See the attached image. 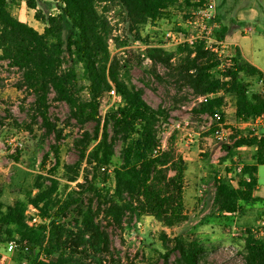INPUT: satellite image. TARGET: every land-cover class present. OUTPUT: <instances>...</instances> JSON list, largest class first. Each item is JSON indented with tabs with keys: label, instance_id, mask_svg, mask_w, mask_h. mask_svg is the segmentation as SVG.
<instances>
[{
	"label": "trees",
	"instance_id": "16d2710c",
	"mask_svg": "<svg viewBox=\"0 0 264 264\" xmlns=\"http://www.w3.org/2000/svg\"><path fill=\"white\" fill-rule=\"evenodd\" d=\"M10 2L0 0V60L20 71L19 86L34 97L31 121L38 122L46 136L54 134L50 147L56 164L64 127L51 116L52 103L68 105L65 125L74 121L83 128L74 140L78 159L64 164L71 181L82 172L77 187L68 190L66 183L61 188L53 175H39L35 192L26 190L12 203L0 200V243L15 242V264H22L24 258L28 259L25 264H111L115 259L109 226L123 228L125 221L144 215L164 228L187 220V164L176 151L174 137L166 146L161 138V125L170 117V110L151 105L143 89L132 82V49L126 55L112 53L110 42L130 44L129 36L121 39L115 33L120 23L135 39L141 38L144 25L170 18L172 8L189 17L205 0H27L35 9V18L44 24L42 31L15 15ZM53 7L58 8L56 14L51 13ZM215 20V34L226 38L232 29L230 21L222 14ZM232 49L229 55L218 56L203 42L180 44L176 61V52L160 45H148L144 53L153 66L165 65L176 83L195 94L223 90L234 99L238 121L245 122L264 114V91L250 93L244 75L264 78V72L238 47ZM138 59L139 63L143 60L139 55ZM153 72L163 79L155 68ZM113 88L121 100L102 115L101 99ZM225 99L224 94L208 97L194 112L223 114ZM88 123H93L91 130L85 128ZM231 138L220 161L231 158L234 148L248 145L256 148L255 162L243 164L236 184L213 172L211 212L217 215L235 214L243 204H264V196L257 193L256 176L257 165L264 164V136L244 135L236 129ZM47 157L45 154L43 161ZM30 205L38 210L40 221L29 222ZM159 236L164 264H199L205 254V245L195 235H170L163 229ZM244 239V264H264V238L248 232ZM172 253L176 255L173 260Z\"/></svg>",
	"mask_w": 264,
	"mask_h": 264
},
{
	"label": "rangeland",
	"instance_id": "374dc122",
	"mask_svg": "<svg viewBox=\"0 0 264 264\" xmlns=\"http://www.w3.org/2000/svg\"><path fill=\"white\" fill-rule=\"evenodd\" d=\"M26 1L11 0V10L42 31L44 24L36 20L35 12ZM214 1L215 17L222 14L230 21L232 29L226 39L239 43L248 57L264 70V0ZM170 11V18H161L144 25L140 31L141 38L135 39L124 23L118 24L115 33L121 39L129 36L131 42L127 46H119L111 40L110 48L112 53L122 55L130 54L128 51L132 49V82L143 89L144 97L151 105H163L170 110V117L161 125V138L166 146L168 140L174 137L176 151L186 161L184 196L188 218L173 228H164L155 218L147 215L137 217L131 222L125 221L123 228L109 226L113 258L116 260L111 264H164L160 256L162 242L159 236L163 229L170 235L184 233L197 236L206 247L199 264H244L242 250L245 229L264 213V204H243L242 209L235 214L217 215L211 212L215 192L213 172L232 179L236 184L235 177L243 164L255 162L256 148L248 145L234 148L231 158L222 162L220 158L226 154L224 145L233 142L231 134L236 129L244 135L260 137L264 134V125L238 121L234 99L223 90L211 93L209 98L216 94H224L226 98L221 111L230 133L224 139L217 138L214 133L217 123L213 115H197L194 112L195 106L199 104V95L189 87L176 83L165 65L158 63L153 66L144 53L148 45H160L175 51L173 61L179 55V45L166 38L165 28L172 21L176 23L181 12L178 8ZM138 55L143 58L141 63L138 62ZM227 60L225 59L226 62ZM153 68L163 79L155 76ZM20 75L16 67L9 66L6 60H0V200L4 203H12L18 196L23 197L26 190L32 189L35 192L37 188L34 185L39 175H53L60 180L61 188L67 183L68 190L77 187V182L82 181V172L76 181L69 180L64 164L74 163L78 159L74 140L81 135L83 128L74 121L65 125L69 113L68 105L65 102L52 103L50 114L64 127L59 147V164H56L50 147L55 142V136H46L40 124L31 121L34 97L19 86ZM244 79L250 84V93L264 91V79L261 82L259 77L248 75H244ZM115 102L111 95L104 96L100 104L101 114L104 115ZM29 124L31 128L28 127ZM85 128L91 130L93 123L86 124ZM10 137H15L23 145L16 146L14 142H9ZM118 152L119 145L115 161ZM45 154L48 157L43 161ZM256 176L259 187L257 193L264 196V164L257 165ZM28 220H41L38 210L31 205L28 208ZM14 255V250L7 251L6 243H0V264H15ZM175 256L172 253L171 260ZM26 261L28 259L24 258L22 264Z\"/></svg>",
	"mask_w": 264,
	"mask_h": 264
},
{
	"label": "built area",
	"instance_id": "2783aa9c",
	"mask_svg": "<svg viewBox=\"0 0 264 264\" xmlns=\"http://www.w3.org/2000/svg\"><path fill=\"white\" fill-rule=\"evenodd\" d=\"M215 1L205 0L204 6L200 9L194 10L192 16L184 17L181 13L178 21H172L165 28L166 38L173 44H189L194 45L196 43L203 42L205 48L211 52L217 53L218 56L229 55L232 51L231 43L226 38H219L215 34V29L217 27V22L215 20ZM58 12L57 7L51 9L52 14ZM228 59V58H227ZM230 59L227 60L226 64H230ZM264 78H260L263 82ZM115 101H120L121 96L113 88L110 94ZM211 94L199 95L198 99L200 101L207 100ZM216 121L215 135L219 139H224L225 135L229 134L230 131L225 126L224 115L217 111L212 116ZM246 124L264 125V114L256 116L252 121H245ZM260 136H264L261 134ZM15 137H10L9 142H14L16 146H22L21 141L16 140ZM252 233L253 235L264 238V214L260 215L256 222L249 227V231L246 228V233ZM16 248V244L13 241L7 243V251L12 252ZM25 264V263H24Z\"/></svg>",
	"mask_w": 264,
	"mask_h": 264
},
{
	"label": "crops",
	"instance_id": "0c3cea01",
	"mask_svg": "<svg viewBox=\"0 0 264 264\" xmlns=\"http://www.w3.org/2000/svg\"><path fill=\"white\" fill-rule=\"evenodd\" d=\"M31 9H33V8H31ZM33 11L35 12V9H33ZM22 20H24V19H22ZM37 20V19H36ZM37 21H39V20H37ZM228 41L231 43V47L233 48V47H238L239 49H240V51H241V53H242V55L248 60V61H250L251 63H253L254 65H256L249 57H248V55L246 54V51L244 50V48L239 44V43H237V42H232V41H230L229 40V38H228ZM257 66V65H256ZM258 67V66H257ZM259 68V67H258ZM259 69H261V68H259ZM262 70V69H261ZM263 72H264V70H262Z\"/></svg>",
	"mask_w": 264,
	"mask_h": 264
}]
</instances>
